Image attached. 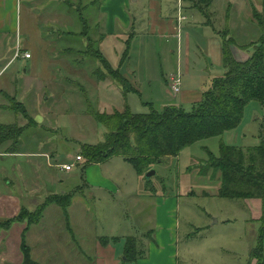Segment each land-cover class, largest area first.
I'll return each mask as SVG.
<instances>
[{"label": "rangeland", "instance_id": "obj_1", "mask_svg": "<svg viewBox=\"0 0 264 264\" xmlns=\"http://www.w3.org/2000/svg\"><path fill=\"white\" fill-rule=\"evenodd\" d=\"M76 1L62 3L63 0H35L29 5V0H22L21 32L16 36L3 34L0 39V69L9 55H14L18 50L21 55L29 51L33 58L21 57L6 71L0 82L8 81L6 85L8 88L4 95H0V100L5 102L2 106L4 112L14 114L15 121L10 123L13 125L25 126L28 122L27 117L16 109L19 106L25 108L33 119L39 118L40 113L44 114L47 117V126L36 121L35 127L27 128L24 132L27 134L29 131L27 141L31 150L37 151L40 148L51 156L59 149L58 161L74 164L72 171L66 172L60 168L56 170L54 165L59 162L55 161L51 165L50 175L48 172L42 173L41 170L36 173L39 177H36V180L31 178L30 182L35 181L37 185L43 187L50 184V188L60 185L59 187L65 188L66 191H78L79 194L86 192L89 196V190L84 186L88 183L85 171L91 165L83 169L85 156L82 161H76L75 157L81 154L82 144L103 141L107 128L89 113L88 105L99 112L123 110L128 106L133 112L146 113L150 111L151 103L157 110L176 104L186 111H192L202 99L203 92L211 87L213 79L225 73L222 64V40L217 32L224 33L227 30L235 38L236 43L231 45L232 53L238 61L246 62L253 52V47L244 48V45L258 40L262 33L254 14L257 12L264 17V0H214L211 6L204 7L207 17L194 6V2L185 1L188 8L184 11L188 18L184 26L191 32V41L186 50L187 62L184 60L182 72H177V60L173 52L175 44L169 36L155 35L150 38L143 29L140 34H135L136 36L130 39L128 38L132 30L126 31L122 39H128V43L120 41L118 37H107L100 44L104 54L113 67L120 68L121 65V73L137 88L134 87L135 89L128 92L110 78L97 84L98 82L90 75V72L98 67L97 60L85 58V63L78 61L82 58L76 51L86 44V37L67 34L78 33L81 29V22L74 7ZM147 2L141 7L146 11ZM160 2L164 6L169 3L175 12L177 8L181 9L178 0ZM142 3L140 0L136 5L141 6ZM32 7L42 15H36L34 19L28 17L27 8ZM69 13L74 19L72 16L67 18ZM83 14L92 25H96L97 21H104L101 13L98 17L96 12ZM48 19L52 22H47ZM65 22L67 23L64 24ZM33 27L42 31L45 37L35 36L32 33ZM95 33L96 29H91L90 34ZM65 49H74V52L66 53ZM125 53L128 54L127 57L129 56L126 61ZM33 70L41 77L50 75L51 79L44 82L38 77L32 79L33 84H37L38 93L25 105L20 100L17 89L25 93L22 90L23 87L26 89V82L24 83L22 78ZM171 75L181 78V91L178 93L173 91L171 82L169 84L167 81V77ZM15 76L18 81H14ZM49 83L55 84L47 90L46 86ZM31 142L35 144L34 149ZM221 142L243 147L264 142V105L259 101H250L237 128L228 130L221 136L199 140L182 149L179 155L165 157L161 162L154 163L151 168L156 174L150 178L146 176L150 169L139 175L136 168L121 157L107 161V166L102 168V174L109 176L121 186L116 195L123 205V213L120 216L122 225L118 231L122 242L131 237L137 241L138 246L142 244V247L147 249L148 241L152 237L155 238L157 233L154 222L156 203L154 195L161 191L170 193L179 200V211L172 215L178 221V227L174 230L178 237V264H258L256 259H252V250L258 240L260 223L257 218L262 212L261 200L221 197L218 195L221 185L220 172L211 170L209 174H200L201 170H204L203 164L208 159L207 149L218 156ZM4 143L0 146L2 154L0 183L6 186L5 182L8 179L11 183H17L13 173L14 166H18L17 169L24 166L29 169V165L35 164L36 160H33V157H26L30 162L26 165L13 161L12 157L6 155V150L11 149L10 142ZM55 170L59 176L65 178L63 185L59 183V177H54ZM94 171L99 175L98 167H95ZM22 175L24 174H19L20 177ZM22 180L26 186L28 179ZM145 185L150 191H145ZM37 192L41 193L40 190ZM117 206L114 199L106 195L92 200L87 218L91 220L87 221L88 225L92 227L95 225L102 235L108 233L113 227L115 215L120 212ZM21 222L27 224V221ZM34 226L32 225L29 230ZM168 234H171L170 230ZM26 242L31 248L27 235ZM31 256L37 264H43L38 254L33 253L32 248ZM56 257H61L59 263L63 262L62 264L73 262L72 259L57 254L47 264H57V260L54 261Z\"/></svg>", "mask_w": 264, "mask_h": 264}, {"label": "trees", "instance_id": "obj_2", "mask_svg": "<svg viewBox=\"0 0 264 264\" xmlns=\"http://www.w3.org/2000/svg\"><path fill=\"white\" fill-rule=\"evenodd\" d=\"M67 1L63 0L62 3ZM190 1L194 2V6L207 17L204 7L211 6L214 0ZM101 4L102 0H77L74 7L81 22V29L78 33L67 32V34L86 37V44L76 52L82 58L78 60L80 63H85V58L97 60L98 67L90 72L96 82L110 78L128 92L135 89V85L121 73V65L120 68L111 65L101 49L100 44L105 37L101 28L102 21L92 25L88 22V17L83 14V12H96L98 17ZM254 15L262 33L258 40L244 45V48L253 47V52L246 62L238 61L232 53L231 45L236 43L235 38L227 30V33L217 32L222 40V63L225 73L213 79L211 87L203 92L202 99L192 111H186L176 104L157 110L151 103L150 111L146 113L133 112L128 106L123 110L99 112L88 105L89 113L105 125L107 133L104 140L99 143L81 145L79 155L85 156L86 159L83 169L93 163H104L114 157H121L131 163L142 175L147 170H151L154 163L161 162L165 157L179 155L182 149L199 140L221 136L226 131L237 128L243 120L245 107L250 101H259L264 105V17L257 12ZM207 24L210 25L208 22ZM93 28L96 29L95 35L90 34ZM64 52H74V49H65ZM126 55L128 54L124 55L125 61L129 57ZM16 109L27 117L28 122L25 126L0 123V146L8 141L17 143L27 128L37 125L25 108L19 106ZM207 153L208 159L203 164L204 170H201L200 174H209L211 170L220 172L219 196L261 200L262 215L258 219L260 223L258 240L252 250V259H256L258 264H264V142L248 147L221 142L218 156L209 149ZM73 194V192L51 194L35 209L22 206L17 216L1 220L0 230L8 228L15 220L27 221L22 234L24 261L21 264H37L31 256L26 235L32 225L41 222L49 205L54 204L61 208L66 227L71 234L73 233L69 216ZM114 239L116 238L100 237L103 244H108ZM150 241L154 242L155 239L151 238ZM147 249H144L142 244L138 246L137 241L127 237L125 261L136 262L145 258L148 255Z\"/></svg>", "mask_w": 264, "mask_h": 264}, {"label": "crops", "instance_id": "obj_3", "mask_svg": "<svg viewBox=\"0 0 264 264\" xmlns=\"http://www.w3.org/2000/svg\"><path fill=\"white\" fill-rule=\"evenodd\" d=\"M29 1L30 5L35 0ZM142 1V5L138 6L136 4H138L140 0H102L100 13L103 14L104 21H102L101 28L105 35L102 43L107 37L113 36L118 37L120 41L128 43V39L136 36L138 33L140 34V31L143 29L147 31V36L150 38L155 35L159 37L169 36L173 39L175 44L173 52L174 55H176L177 72H182L181 70L184 66V60L186 61V50L191 41V32H189L187 27L184 26V22L188 18L184 11V9L187 10L188 8V3L186 4L188 0H178L181 4V9L179 10V8H177L176 12L171 9L169 3L164 6L161 4L160 0ZM146 2L148 4L147 11L144 8H141L146 5ZM21 5L22 0H0V39H2L1 37L3 34L16 36L21 32ZM27 9L29 10L27 15L28 17H31V19H34L36 15L39 16V12H37V9L34 7H32V9ZM195 12L197 11L195 10ZM63 14L66 17L65 12H63ZM68 17H71V15H68L67 18ZM41 21L40 23L42 24L43 22ZM47 22L50 23L52 21L48 19ZM32 29V33L35 34V36L39 38L45 37V34L37 27H33ZM129 30H132L129 38L127 40L122 39V37H125V32H128ZM18 51H16V53ZM26 52L29 53V51ZM16 53L12 56L9 55L6 63H4L0 69V79L6 74V71L10 67L16 64L18 59L21 57L24 58V55H21V53L16 57ZM32 58L33 55L26 59ZM3 59H5V57ZM24 71L27 72V69ZM172 76L174 75H171V77ZM37 77L41 82L51 79L49 78L50 75L49 77H47V75L41 77L35 70L31 73H26L24 78H22L23 82H26V89L23 87L22 90L23 92L25 91V93H22L17 89L18 94H20V100L24 102L25 105L26 102H30L34 94L38 93V89L36 88L37 84H33L34 80H32L34 78L37 79ZM171 77H167L169 84ZM3 81L0 82V95H4L8 88L6 87L8 81ZM14 81H18L16 76ZM53 84L55 83H49V86H46L47 90H49L50 86ZM34 98H36V95ZM37 101H40V99H37ZM4 104L5 102L0 100V123L10 124L15 121V116L12 113H10V115L9 112H4V109L2 108ZM39 116V118L34 117L35 121L41 125L47 126V117L42 113H40ZM28 133L29 131H27V134ZM27 134L24 133L17 143L8 141L10 142L11 146L9 147L11 149L6 150V155L12 157L13 161L19 163L22 162L25 163V165L28 163L30 164V162L26 160V157H33V160H36V163L29 165V169H26L25 166L17 169L19 167L14 166L15 170H13V173L16 177L17 183H11L9 179L5 182L6 186L0 183V220L13 218L20 212L23 205L29 209H35L51 194H61L72 191H66L64 190L65 188L62 189L59 187L60 185L58 187L50 188V184H46L45 187H43L42 185H37L35 181L30 182L31 178L35 179L36 177H39L36 173L41 170L43 171L42 173L48 172V175H50L52 173L51 165L52 163L54 164L55 161L59 162L54 165L56 170L60 168L66 172H71L73 168L71 170L63 168L64 164L70 163L58 161L60 154L59 149H57L56 153L51 156L48 155L46 151H41L40 148L37 151H35L36 149L31 150L29 141H27L29 138ZM34 135L31 136L34 137ZM31 143V145H33L32 149H34L35 144L33 142ZM0 155L2 154L0 153ZM106 163L107 162L93 163L86 169L85 172L88 183H85L84 188L89 190V196H87L86 192L79 194L78 191H73V201L72 205L69 207L70 225L73 233L71 234L66 227L61 208L54 204L49 205L47 207L49 210H45L41 222L34 226L37 228L32 227L27 233V240L31 245L33 253L38 254L43 264H47V262L57 254H60V256H63L66 259H72V264H178V237H176V234L174 233V230L178 227V221L176 218L172 217V215L174 212L179 211V200L172 194L162 193L161 191L154 195V199H156L154 222L156 224L157 233L154 242L148 241V255L136 262L125 261L124 251L126 240L122 242V238L118 234L119 227L122 225V219L120 216L123 213V205L120 203L121 200H118L116 194H118L121 186L117 182L111 180L109 176L102 174V168L107 166ZM95 167H98L99 175L95 174ZM56 170L53 171L54 177H59V183L63 185L65 183V178L59 176ZM19 174L24 175L20 177ZM24 178L28 179L26 186H24L22 180ZM39 190L41 192L40 194L37 192ZM145 191H150L147 185H145ZM105 195L114 199L115 206L118 205L117 207H119L120 212L118 215H115L113 219V227L108 233L106 232L102 235L95 228V225L93 227L88 225L87 221L91 219L87 220V218L90 214V204L92 200L99 196L105 197ZM85 205H87V207ZM51 206L52 208H49ZM261 215L262 212L259 214V218ZM26 225V222L14 221L8 228H2L0 230V264H21L24 261L21 243L22 234ZM168 230L171 231V234H168ZM103 236L115 237L116 239L108 244H103L100 241V237ZM34 242L35 244H33ZM46 258H48V260ZM60 258L61 257H56L54 258V261L57 260V264H62L63 262L59 263Z\"/></svg>", "mask_w": 264, "mask_h": 264}, {"label": "built area", "instance_id": "obj_4", "mask_svg": "<svg viewBox=\"0 0 264 264\" xmlns=\"http://www.w3.org/2000/svg\"><path fill=\"white\" fill-rule=\"evenodd\" d=\"M20 55V52L18 51L17 53H16V57H18ZM24 56H25V58H29V57H31V54L30 53H28V52H26V53H24L23 54ZM170 82H171V87H172V89H173V91L175 92V93H178V92H180L181 91V78L180 77H172L171 78V80H170ZM83 159V157H81L80 155H77L76 156V161H80V160H82ZM73 166H74V164H64L63 165V168L64 169H66V170H71L72 168H73Z\"/></svg>", "mask_w": 264, "mask_h": 264}, {"label": "water", "instance_id": "obj_5", "mask_svg": "<svg viewBox=\"0 0 264 264\" xmlns=\"http://www.w3.org/2000/svg\"><path fill=\"white\" fill-rule=\"evenodd\" d=\"M155 174H156V171H155L154 169H151V170H149V171L147 172L146 176L150 178L151 176H153V175H155Z\"/></svg>", "mask_w": 264, "mask_h": 264}]
</instances>
